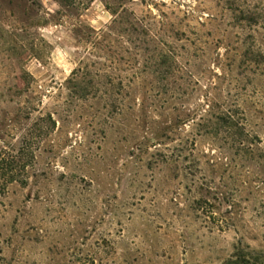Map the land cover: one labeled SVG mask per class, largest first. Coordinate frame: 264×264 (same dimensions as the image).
<instances>
[{
  "label": "rangeland",
  "instance_id": "rangeland-1",
  "mask_svg": "<svg viewBox=\"0 0 264 264\" xmlns=\"http://www.w3.org/2000/svg\"><path fill=\"white\" fill-rule=\"evenodd\" d=\"M248 257L264 0H0V264Z\"/></svg>",
  "mask_w": 264,
  "mask_h": 264
},
{
  "label": "trees",
  "instance_id": "trees-1",
  "mask_svg": "<svg viewBox=\"0 0 264 264\" xmlns=\"http://www.w3.org/2000/svg\"><path fill=\"white\" fill-rule=\"evenodd\" d=\"M112 15H115L116 16V14L114 12H112ZM258 262L259 261H258L257 257L256 258L248 257V260H246V259L244 260L243 259V261H241L239 259L234 264H258ZM261 262H263V264H264V257H262V261ZM260 264H262V263H260Z\"/></svg>",
  "mask_w": 264,
  "mask_h": 264
}]
</instances>
